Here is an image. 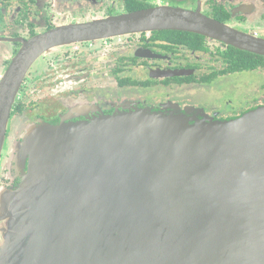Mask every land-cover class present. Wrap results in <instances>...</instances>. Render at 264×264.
Wrapping results in <instances>:
<instances>
[{
  "label": "water",
  "instance_id": "1",
  "mask_svg": "<svg viewBox=\"0 0 264 264\" xmlns=\"http://www.w3.org/2000/svg\"><path fill=\"white\" fill-rule=\"evenodd\" d=\"M154 31L264 57V40L179 8L55 28L25 44L3 78L0 152L19 82L38 56ZM20 155L19 186L0 191V264H264V105L229 120L135 109L43 124Z\"/></svg>",
  "mask_w": 264,
  "mask_h": 264
},
{
  "label": "flooded vegetation",
  "instance_id": "2",
  "mask_svg": "<svg viewBox=\"0 0 264 264\" xmlns=\"http://www.w3.org/2000/svg\"><path fill=\"white\" fill-rule=\"evenodd\" d=\"M162 6L198 11L264 40V0H0V85L39 35ZM60 47L38 56L19 82L0 152V191L19 186L20 144L43 124L90 122L135 109L229 120L264 105V66L241 70L236 52L248 54V64L264 57L209 37L154 31Z\"/></svg>",
  "mask_w": 264,
  "mask_h": 264
},
{
  "label": "trees",
  "instance_id": "3",
  "mask_svg": "<svg viewBox=\"0 0 264 264\" xmlns=\"http://www.w3.org/2000/svg\"><path fill=\"white\" fill-rule=\"evenodd\" d=\"M132 10L133 9H130L129 11H132ZM236 53H238L240 55L239 58L241 59V63H240L241 70H246L248 68H257L259 66H264V63L263 62H260V61L254 62V63H251V64H248V62H246L247 57H249L248 54L243 53V52H236Z\"/></svg>",
  "mask_w": 264,
  "mask_h": 264
},
{
  "label": "rangeland",
  "instance_id": "4",
  "mask_svg": "<svg viewBox=\"0 0 264 264\" xmlns=\"http://www.w3.org/2000/svg\"><path fill=\"white\" fill-rule=\"evenodd\" d=\"M67 47H60V48H58V49H60V50H63V49H66ZM71 48V47H70ZM259 93H261V92H259ZM263 94V93H262Z\"/></svg>",
  "mask_w": 264,
  "mask_h": 264
}]
</instances>
